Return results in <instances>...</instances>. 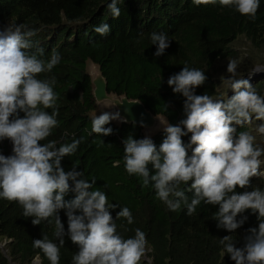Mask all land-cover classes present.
I'll return each mask as SVG.
<instances>
[{
    "label": "trees",
    "instance_id": "obj_1",
    "mask_svg": "<svg viewBox=\"0 0 264 264\" xmlns=\"http://www.w3.org/2000/svg\"><path fill=\"white\" fill-rule=\"evenodd\" d=\"M109 3L110 0H0V28L8 23L33 28L37 30L33 40L44 49L45 58L53 49L61 56V62L51 73L38 77H55L54 91L59 96L56 106L59 126L47 139L58 141L59 146L71 143L73 138H84L76 153L62 160L63 168L69 171L75 165L89 183L96 181L94 188L105 192L109 204L118 206L111 212L113 219L120 208L131 210L134 223L129 225L120 218L116 220L117 230L125 238L134 236L136 228L144 231L153 249L148 253L152 264H234L219 239L231 235L235 246L243 247L247 230L258 228V214L250 210L244 213L247 221L229 233L219 229L213 219L218 206L201 202L191 216L183 205L178 211L169 210L156 198L151 186L143 187L139 177L130 176L125 170L122 141L129 135L144 138L143 127L112 121L105 127L112 128L113 134L98 136L92 132V119L99 115L89 67L95 65L105 80L108 95L137 100L154 117H162L165 124L177 125L186 118L184 97L174 94L167 81L184 66L205 72L208 79L196 89V95L206 93L213 99L234 94L221 79L230 78L229 59L238 61V78L245 79L257 66L264 67V0H260L254 22L219 3L197 6L192 0H123L118 5L120 17L113 18ZM102 23L110 25L107 36L94 31ZM152 32H164L170 39V47L160 57L154 56L157 46L151 42ZM251 85L264 96V75L254 77ZM45 111L51 113L53 109ZM259 123L253 120L242 128L233 126L237 132H251L256 144L264 148V135L255 130ZM165 135L162 129L148 136L159 148ZM190 136L182 137L186 145ZM100 140L104 144L100 145ZM0 154L12 155L9 140L0 142ZM191 154L189 149L188 155ZM261 170L264 171V166ZM189 185L182 184L181 188ZM252 185L264 190V177L253 178ZM245 190L252 189H236ZM186 194L190 201L192 193ZM74 198L72 192L65 196L68 201ZM59 215L67 232L65 211L61 210ZM31 221V217L23 215L18 202L0 198V244L4 243L6 251L4 254L0 248V264H34L37 260L39 264H50L43 252L33 247V240L47 236L58 243L55 223L42 221L34 226ZM64 239L60 264H72L78 247L67 236Z\"/></svg>",
    "mask_w": 264,
    "mask_h": 264
},
{
    "label": "clouds",
    "instance_id": "obj_2",
    "mask_svg": "<svg viewBox=\"0 0 264 264\" xmlns=\"http://www.w3.org/2000/svg\"><path fill=\"white\" fill-rule=\"evenodd\" d=\"M122 2L110 0L107 5L113 18L120 17L118 5ZM192 2L197 6L219 3L253 22L260 8V0ZM94 31L107 36L110 25L102 23ZM36 35L37 30L24 24L8 23L0 28V142L9 140L12 144V155L0 154V198L18 202L34 226L42 221L55 223L58 243L47 236L33 240V247L42 251L50 264H60L65 236L78 247L72 264H152L148 253L153 249L144 231L136 228L134 236L125 238L117 230L116 220L120 218L129 225L134 223L131 210L120 208L113 219L111 212L118 206L109 204L105 192L94 188L96 181L89 183L75 165L69 171L63 168L62 160L74 155L84 138H73L71 143L59 146L58 141L47 139L59 126V96L54 91L55 77H38L51 73L61 56L53 49L46 59L44 49L33 40ZM150 39L157 46L156 57L170 47L164 32H152ZM260 71L264 67L257 66L245 79L238 78V61L229 59L230 78L221 79L234 94L213 99L206 93L196 95V89L208 79L205 72L184 66L169 77L167 84L174 94L184 97L186 118L177 125L163 126L166 135L159 148L148 135L142 139L129 135L122 141L126 172L139 177L143 187L151 186L156 198L169 210L178 211L183 205L191 216L201 202L218 206L213 219L219 229L229 233L247 221L244 213L250 210L258 214V228L247 230L243 247H236L231 235L219 239L234 264H264V190L252 185L253 178L264 177V148L256 144L251 132H237L233 126L242 128L253 120L260 121L255 130L264 135V96L251 85L255 73ZM112 121L126 122L119 112H103L92 119V132L98 136L113 134L112 128L105 127ZM188 134L191 136L186 145L182 137ZM182 184L189 186L182 189ZM237 188L252 190L237 192ZM69 192L75 193L70 201L65 200ZM186 192L192 193L190 201ZM61 210L67 216V232L59 215Z\"/></svg>",
    "mask_w": 264,
    "mask_h": 264
},
{
    "label": "water",
    "instance_id": "obj_3",
    "mask_svg": "<svg viewBox=\"0 0 264 264\" xmlns=\"http://www.w3.org/2000/svg\"><path fill=\"white\" fill-rule=\"evenodd\" d=\"M90 68H93V70L96 71L94 75H91L90 73L93 85V96L96 103L99 105L102 102H111L115 107L116 112H119L121 118L126 121L123 123H134L137 125L143 124V129L146 131V129H150L156 124L158 118H162L154 117L149 111L146 110L144 105L137 100H129L124 96L117 98L115 96L108 95L105 80L99 74L95 65H90L89 69ZM263 74L264 71L258 72V75ZM0 245L4 246V243ZM0 248L5 254V249L3 247ZM34 264H39V260L35 261Z\"/></svg>",
    "mask_w": 264,
    "mask_h": 264
},
{
    "label": "rangeland",
    "instance_id": "obj_4",
    "mask_svg": "<svg viewBox=\"0 0 264 264\" xmlns=\"http://www.w3.org/2000/svg\"><path fill=\"white\" fill-rule=\"evenodd\" d=\"M89 72L91 73V75H94L96 71L93 70V68H90ZM257 74L258 72H256L254 76H256ZM103 112L115 113L116 109L111 102H102L98 105V111L96 114L100 115ZM163 126H166L165 121L162 118H158L156 124L152 128L146 129L145 133L146 135H151L162 130Z\"/></svg>",
    "mask_w": 264,
    "mask_h": 264
},
{
    "label": "bare ground",
    "instance_id": "obj_5",
    "mask_svg": "<svg viewBox=\"0 0 264 264\" xmlns=\"http://www.w3.org/2000/svg\"><path fill=\"white\" fill-rule=\"evenodd\" d=\"M257 75H258V74H257ZM257 75H256V76H257Z\"/></svg>",
    "mask_w": 264,
    "mask_h": 264
}]
</instances>
